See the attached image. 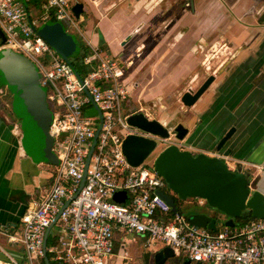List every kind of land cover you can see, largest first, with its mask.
<instances>
[{"label": "crops", "instance_id": "1", "mask_svg": "<svg viewBox=\"0 0 264 264\" xmlns=\"http://www.w3.org/2000/svg\"><path fill=\"white\" fill-rule=\"evenodd\" d=\"M82 1L84 12L76 17L83 23L78 25L84 39L80 48L89 53L98 47L122 59L130 90L124 111L142 112L169 126L182 123L189 129L176 140L183 149L233 158L231 167L248 170L264 192V0ZM30 3L31 13L39 9ZM211 75L204 94L185 105L183 94ZM13 101L0 77V264H29L24 244L9 236H20L22 217L51 183L53 165L35 163L24 152ZM233 125V136L218 150ZM54 235L49 234L55 242ZM115 243L113 264H140L144 253L165 247L148 246L144 236L123 232L116 233ZM176 255V263L188 259ZM52 262L58 264L53 254Z\"/></svg>", "mask_w": 264, "mask_h": 264}, {"label": "built area", "instance_id": "2", "mask_svg": "<svg viewBox=\"0 0 264 264\" xmlns=\"http://www.w3.org/2000/svg\"><path fill=\"white\" fill-rule=\"evenodd\" d=\"M28 1L0 0V31L5 35L0 49L10 48L35 63L53 116L50 131L59 160L49 188L23 215L20 236H9L24 244L29 264H40L46 251L58 264H113L117 232L142 235L148 246H170L196 263L264 264V218L241 217L216 231L191 224L159 194L167 192L168 184L150 159L139 166L128 162L122 148L128 134L160 138L128 123L132 113L123 110L130 90L122 59L95 47L78 69L37 32L39 24L52 18L66 22L67 30L77 27L76 0H43L36 16ZM166 142L177 141L172 137ZM220 156L232 168L234 159ZM120 191L126 193L122 202L113 199ZM186 201L206 203L200 197ZM58 213L56 241L45 247L46 231Z\"/></svg>", "mask_w": 264, "mask_h": 264}, {"label": "water", "instance_id": "3", "mask_svg": "<svg viewBox=\"0 0 264 264\" xmlns=\"http://www.w3.org/2000/svg\"><path fill=\"white\" fill-rule=\"evenodd\" d=\"M84 2L78 1L73 6V12L78 18L84 12ZM36 29V28H35ZM37 32L42 36L63 59L71 61L78 52L76 37L66 31L58 22H47ZM5 42V35L0 32V46ZM0 77L1 82L6 84L14 95L13 107L21 119V146L24 152L35 163H48L56 165L59 163L57 155L53 151L54 135L50 131L52 112L48 107L45 96L42 97L38 106L35 102L40 99L34 94L25 97L22 104L17 103L16 98L23 95V86L39 85V72L35 63L27 56L10 48L0 49ZM214 76H209L205 82L195 91L188 90L182 96V102L193 105L207 90ZM128 123L144 131L157 135L160 139L150 138L138 134H128L123 141V152L128 162L133 166H139L155 156V169L164 177L171 192L160 190L159 194L168 202L174 212L178 211L176 197L181 200L200 197L206 200L209 207L223 216L224 224L233 226L235 220L250 212L254 218H264V192L251 181V174L242 167L232 169L220 155L207 154L205 152L193 153L188 149H182L178 142L168 143L172 137L181 141L189 133V129L182 123L176 127L164 124L158 119L147 117L142 112L132 113L128 116ZM236 125V124H235ZM233 125L220 139L217 149L222 147L233 136L236 126ZM96 138L88 155L89 161L94 149ZM228 148L225 154H230ZM87 167L80 187L84 185ZM126 198L124 191L117 192L113 199L122 202ZM69 200L66 201L65 207ZM61 208V211L63 209ZM201 212L195 216L189 215L191 224L209 228L216 231L218 215ZM48 227L45 235V247L51 229L57 220ZM147 256V254H146ZM155 264H165L169 259L177 261L179 257L170 246H165L155 252ZM147 260V257H146ZM45 261L49 264L47 251ZM179 264V263H176ZM183 264H191L187 259ZM196 264H201L197 262Z\"/></svg>", "mask_w": 264, "mask_h": 264}, {"label": "rangeland", "instance_id": "4", "mask_svg": "<svg viewBox=\"0 0 264 264\" xmlns=\"http://www.w3.org/2000/svg\"><path fill=\"white\" fill-rule=\"evenodd\" d=\"M32 13H33L34 16H36L37 13H38V10L32 9ZM58 22H60L63 25L64 28H66L68 26L66 22H63V21H58ZM76 22H77V27H71V29L69 28L68 30H70L69 32H71L76 37L77 42H78V47L80 48L83 45V43H84V39H83L82 35L80 34V30H78L79 29L78 25H80L81 28H83V23L79 19H76ZM42 25H43V23L39 24V27H41ZM75 57L76 56H73L71 59L73 61H75V59H76ZM20 91H23L22 92L23 95H21V98L17 97L16 101H17V103L21 104L22 106L25 105V104H22L25 101V97L28 96V95H31V94H34L37 98L40 99L39 101L35 102L36 103L35 106L39 105V103L42 100L43 96H45V99H46V89L43 86H39V85H28V86H26L25 85V86H23V90L20 89ZM42 102H43V100L41 101V104H42ZM46 102H47V100H46ZM18 122H19V119H18ZM153 157L154 156L150 157V161L152 162V164H154V159H155ZM54 168H55V165H53V171H54ZM49 186H50V184H49ZM49 186L47 188H49ZM166 190L170 191L169 187H166ZM39 195H43V190H41L39 192ZM181 208L184 209L185 211H187L188 214L191 215V216H195L196 214L201 213V212H207V213L213 214V215L217 213L213 208L209 207L207 205V203H205V205H202V206H195V205H188L184 201L181 204ZM245 214L246 213H244V215ZM217 215L219 216L218 217V225H219V227H222V225L224 224V222L222 220L223 216L221 214H219V213H217ZM51 232H52V234H57V232H58L57 226L53 225V227L51 229ZM139 261H140L139 262L140 264H146L144 262V260H142V258H140ZM151 264H154V263H151ZM166 264H170V262L167 261ZM195 264H196V262H195Z\"/></svg>", "mask_w": 264, "mask_h": 264}, {"label": "trees", "instance_id": "5", "mask_svg": "<svg viewBox=\"0 0 264 264\" xmlns=\"http://www.w3.org/2000/svg\"><path fill=\"white\" fill-rule=\"evenodd\" d=\"M30 2H31V3H30L31 5H29L30 8H31L32 6L40 7L41 4H42V2H43V0H30ZM55 21H56V20L52 18V19H51L50 21H48V22H55ZM87 51H88V50H86V51L83 52V51L81 50V48L78 47V52L76 53V55H74V56H76V57H75L76 59H75V61H73L74 65H75L78 69L81 68V59L83 58L84 55L87 54ZM77 55H78V56H77ZM167 192H171V191H167ZM175 197H176V204H177L178 210H179L180 212H182L183 214H186L187 211H185L184 209L181 208L182 200L179 199V198H177L176 195H175ZM252 218H254V217L251 215L250 212H248V213H246L244 216H242L241 219L247 220V219H252ZM53 242H54V237L49 236V238H48V245L53 244ZM47 255H48L49 259H51V253L48 252ZM41 261H42L41 264H46L44 258H43ZM51 264H53V262H52ZM54 264H55V263H54Z\"/></svg>", "mask_w": 264, "mask_h": 264}, {"label": "flooded vegetation", "instance_id": "6", "mask_svg": "<svg viewBox=\"0 0 264 264\" xmlns=\"http://www.w3.org/2000/svg\"><path fill=\"white\" fill-rule=\"evenodd\" d=\"M177 125L174 126V125L170 124V126L173 128L176 127ZM146 254H147V256H146ZM146 257H147V260H146ZM142 258L146 264H148L150 262H153L155 264V261H156L155 253H151V252L144 253L142 255ZM168 261L170 262V264H176V261H174L173 259H169Z\"/></svg>", "mask_w": 264, "mask_h": 264}]
</instances>
